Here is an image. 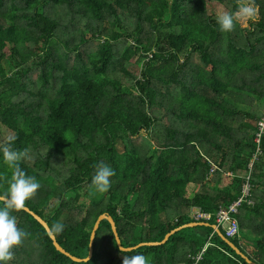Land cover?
<instances>
[{
  "label": "trees",
  "instance_id": "1",
  "mask_svg": "<svg viewBox=\"0 0 264 264\" xmlns=\"http://www.w3.org/2000/svg\"><path fill=\"white\" fill-rule=\"evenodd\" d=\"M235 12L239 0H0V145L26 152L18 163L40 184L25 202L70 255H88L99 215L110 216L123 247L161 241L214 215L250 175L252 205L229 240L264 264V0L258 18L221 31L208 3ZM259 147L251 170L248 164ZM115 170L105 193L98 165ZM215 169L210 172L211 167ZM13 169L0 153V194ZM55 201V207L50 204ZM0 206L3 202L0 201ZM28 233L9 264H249L208 225L182 228L164 244L121 252L111 224L95 233L92 257L57 251L23 209ZM221 231V230H220ZM224 233L223 231H221Z\"/></svg>",
  "mask_w": 264,
  "mask_h": 264
},
{
  "label": "clouds",
  "instance_id": "2",
  "mask_svg": "<svg viewBox=\"0 0 264 264\" xmlns=\"http://www.w3.org/2000/svg\"><path fill=\"white\" fill-rule=\"evenodd\" d=\"M259 6L256 0H239L238 8L235 12H223L217 16V24L221 31L231 32L235 28L237 19L243 21H255L258 18ZM15 137H10L9 141L0 145L6 163L13 169L11 179L8 182L7 191L0 194V264H9L14 257L13 249L19 246L28 235L23 229L17 226V219L12 214L15 210L25 207V202L29 200L39 189L40 184L35 177L27 175L18 163L26 152H21L13 147ZM115 176V170L107 164H100L95 175L92 177V185L100 193L107 192L111 187V177ZM64 229V224L57 222L52 226V231L60 233ZM121 252H128L130 249L120 245ZM122 264H149L148 258L144 254L123 255Z\"/></svg>",
  "mask_w": 264,
  "mask_h": 264
},
{
  "label": "built area",
  "instance_id": "3",
  "mask_svg": "<svg viewBox=\"0 0 264 264\" xmlns=\"http://www.w3.org/2000/svg\"><path fill=\"white\" fill-rule=\"evenodd\" d=\"M264 133V114L260 121L258 122V132L256 134L255 142L257 144L260 143V137ZM259 153V147L256 150L253 158L248 164V169L251 170L254 160L257 158V154ZM215 169L214 166L211 167L210 172ZM252 195V185L250 183V175L246 176L245 181L241 185L240 195L231 202L228 206H219L217 212L214 215L215 225L221 231H223L224 236L228 239L238 237L240 235V227L239 223L235 217V214L238 212V209L241 205L247 204L252 205L253 200L251 198ZM211 214L202 211L199 207H193L190 211V217L194 220V222L198 221H207L211 218ZM207 245L203 246L199 252L193 257L194 263L197 264L203 256V253L206 250Z\"/></svg>",
  "mask_w": 264,
  "mask_h": 264
},
{
  "label": "water",
  "instance_id": "4",
  "mask_svg": "<svg viewBox=\"0 0 264 264\" xmlns=\"http://www.w3.org/2000/svg\"><path fill=\"white\" fill-rule=\"evenodd\" d=\"M23 210H25L26 212L30 213L43 227L44 229L47 231L49 237L52 239L53 241V245L55 247V249L57 251H59L60 253H63L65 254L66 256L70 257L73 261H76V262H87L91 259L92 257V253H93V243H94V238H95V233L99 227V224L102 220L106 219L109 221V223L111 224V227H112V231H113V234L115 236V240H116V244L118 246V248L120 249V245L122 246L121 244V241H120V238H119V235L117 233V230H116V226H115V223L113 221V219L110 217V216H107L105 213L101 214L98 216V218L96 219L94 225H93V228H92V231H91V234H90V241H89V250H88V255L87 257L85 258H78V257H75V256H72L70 255L68 252H66L59 244L58 242L56 241L55 239V236L53 235V233L51 232L48 224L46 221H44L40 216H38L37 214H35L33 211H31L28 207H24ZM196 225H205V226H208L210 225L213 230L237 253L239 254L241 257H243L247 263L249 264H256L254 262H252L251 260H249L244 254H242L240 252V250L227 238L224 236V234L220 231L219 228H217V226L215 224H210L208 222H204V221H198V222H190V223H187V224H183L171 231H169L165 236L164 238L161 240V241H153V242H141V243H138L137 245L135 246H131V247H123V248H127V249H130L131 250H134L136 248H139V247H142V246H155V245H161V244H164L167 239L175 232L181 230L182 228H186V227H191V226H196Z\"/></svg>",
  "mask_w": 264,
  "mask_h": 264
},
{
  "label": "rangeland",
  "instance_id": "5",
  "mask_svg": "<svg viewBox=\"0 0 264 264\" xmlns=\"http://www.w3.org/2000/svg\"><path fill=\"white\" fill-rule=\"evenodd\" d=\"M208 10L209 13L211 15H214L215 17H217L218 15H220L221 13L225 12L226 10L223 8V6H221L220 4H218L217 2L211 1L208 3ZM55 201H53L50 204V209L55 207Z\"/></svg>",
  "mask_w": 264,
  "mask_h": 264
}]
</instances>
